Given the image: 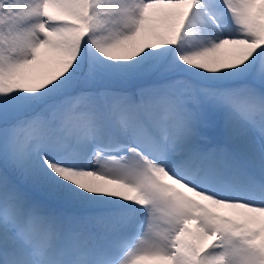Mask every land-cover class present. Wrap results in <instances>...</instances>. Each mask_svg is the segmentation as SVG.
I'll list each match as a JSON object with an SVG mask.
<instances>
[{
	"label": "snow or ice",
	"instance_id": "1",
	"mask_svg": "<svg viewBox=\"0 0 264 264\" xmlns=\"http://www.w3.org/2000/svg\"><path fill=\"white\" fill-rule=\"evenodd\" d=\"M0 264H264V0H0Z\"/></svg>",
	"mask_w": 264,
	"mask_h": 264
}]
</instances>
